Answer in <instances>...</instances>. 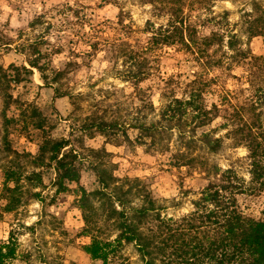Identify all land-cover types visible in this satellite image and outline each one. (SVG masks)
I'll list each match as a JSON object with an SVG mask.
<instances>
[{"label": "trees", "instance_id": "trees-1", "mask_svg": "<svg viewBox=\"0 0 264 264\" xmlns=\"http://www.w3.org/2000/svg\"><path fill=\"white\" fill-rule=\"evenodd\" d=\"M215 1L143 0L151 5L155 15H165L166 21L154 25L146 20L141 29L144 36L132 38V41L129 36L136 29L130 13L122 9L116 21L88 23L87 31H82L87 46L85 54L92 56L103 50L109 58L121 57L125 68L118 74L123 80L135 83L145 79L152 72L153 63L167 48L178 51L196 66L185 81H178L181 95H171L161 107L157 120L134 126L139 130V141L144 142L143 138L147 137L153 144L158 143L156 141L163 138L167 130L177 129L182 149L175 150L171 164L214 175L213 180H207L201 187L196 198L191 199L189 211L177 216L162 214V207L143 179L114 173V163L107 160L111 152L103 146L87 148L91 157L88 166L95 176L96 186L86 190L79 185L85 156L68 137L51 136L45 119L34 105L19 103L16 117H4L6 124L10 119L20 122V132L25 136L31 129L40 132L35 154L9 150L35 167H50L58 191L72 189L68 187L70 183L77 186L74 189L76 207L83 221V234L89 238L82 250L93 260L102 264H130L122 250L125 244L132 243L142 264H264V208L259 217L246 214L239 206L238 196L245 193L247 187L236 172L230 167L220 169L215 164L206 165L189 152L196 130L220 119L215 127L202 130L199 140L211 151L219 149L223 136L244 146L250 159L251 178L264 186V125L261 120L264 58L248 49L237 48L234 33L225 35L216 28H208ZM60 8L75 16L80 9L69 4ZM257 9L258 13L247 25L250 36L264 35V5H258ZM42 22L40 15L31 24ZM51 26L47 21L46 31ZM105 27L116 29L114 37L104 34ZM5 36L0 32L1 47H8L10 43V37ZM49 44L45 37L28 43L27 65L10 63L5 68L0 65V90L2 81L5 88L9 87L11 80L16 83L25 75L29 77L33 68L45 85L60 80L64 69L50 67V57L60 52V46L50 48ZM233 62L241 63L243 77L230 72ZM75 63L68 59L65 65ZM228 76L237 80L232 88L227 85ZM172 78L173 75H169L166 79ZM53 91L55 97L67 95L56 86ZM212 93L218 98L208 101ZM4 99L6 106L16 101L6 91ZM187 119L191 123L189 131L183 129ZM82 124L80 130L93 128L111 144H118V135L129 140L127 129L116 121L99 119ZM218 128L225 129L224 135L212 137L209 131ZM161 149L169 150L168 144L163 143ZM41 183L40 171H25L18 163L8 165L3 170L0 210H15L24 192L29 190L23 186ZM30 194L37 195L36 191ZM132 198H137L138 204L133 205ZM108 223L115 230L113 236L105 231L104 224ZM16 248L17 237L11 230L8 237L0 241V264L14 258Z\"/></svg>", "mask_w": 264, "mask_h": 264}, {"label": "rangeland", "instance_id": "rangeland-1", "mask_svg": "<svg viewBox=\"0 0 264 264\" xmlns=\"http://www.w3.org/2000/svg\"><path fill=\"white\" fill-rule=\"evenodd\" d=\"M110 1L0 0V32L10 37L8 47L0 46V65L4 68L10 63L27 65V44L45 37L50 42V48L60 46V52L50 57V67L65 71L60 80L53 81L51 85L43 83L35 68L29 77L25 75L20 82L11 80L9 87L5 88V82H1L0 189L3 170L14 163H18L25 171H40L42 178L38 186H23V189L29 190L24 192L21 204L15 210H0V241L5 240L11 230L17 237L15 257L6 264H102L82 250V245L89 238L83 234V221L76 207L74 189L77 186L70 183L68 187L72 189L58 191L55 174L50 167H35L9 150L29 151L31 154L37 151L39 131L31 129L25 136L20 132V122L10 119L6 124L4 121L5 116H17L19 103L34 105L45 119V127L51 136L68 137L83 153L85 158L79 185L86 190L96 186L95 176L88 166L91 159L88 147L103 146L111 152L107 160L114 163V173L143 179L162 207V214L177 216L189 211L191 199L196 198L207 180L214 179L213 174L207 176L196 168L175 167L171 164L175 150L182 149L177 129L167 130L166 135L153 144L147 137L143 138L144 142L139 141V130L134 127L139 122L157 120L161 107L171 95H181L178 81H185L190 72L196 69L186 56L173 48H167L153 63L152 72L145 79L134 83L121 79L118 74V71L125 68L121 57L109 58V54L103 50L92 56L85 54L87 46L82 31H87L88 23L116 21L119 9L130 13L136 29L129 36L131 41L132 38L144 36L141 29L146 20L152 21L154 25L166 21L165 15H155L151 5L143 0ZM66 4L80 8L78 16L60 8ZM258 5H264V0H216L208 28H216L225 35L234 33L237 48L248 49L264 58V35L250 36L247 27L249 20L259 11ZM40 15L42 24L32 25V20ZM47 21L52 25L48 31ZM104 31L107 36L117 32L108 27ZM68 59L76 63L65 65ZM233 63L230 72L243 77L244 68L241 63ZM169 75H173L171 80L166 79ZM236 81L228 76L227 85L232 88ZM55 86L67 92V95L55 97ZM5 91L11 94L12 99H16L9 106L5 105ZM217 98L216 93L208 95V101ZM99 119L124 125L129 140L118 135V144H111L93 128L80 130L83 122ZM261 120L264 125V104L261 106ZM188 121L183 126L186 131L191 129ZM219 121L216 119L211 125L196 130L189 152L206 165L215 164L220 169H233L247 187L246 192L238 196L239 206L246 214L259 217L264 208V186L251 178L246 148L223 136V128L209 131L212 137L223 136L216 151L209 150L199 140L202 130L215 127ZM163 143L168 144L169 150L161 149ZM31 191H36L37 195H31ZM132 204H138V199L132 198ZM104 227L107 228L105 231H109L108 234H115L109 223L104 224ZM122 254L129 259L130 264H142L132 243L124 245Z\"/></svg>", "mask_w": 264, "mask_h": 264}]
</instances>
